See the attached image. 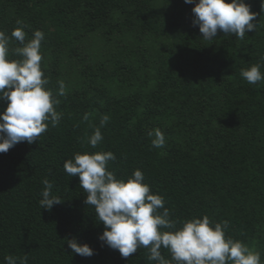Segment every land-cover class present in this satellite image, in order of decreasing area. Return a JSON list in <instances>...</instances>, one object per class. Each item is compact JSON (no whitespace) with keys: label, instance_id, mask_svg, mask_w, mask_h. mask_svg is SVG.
<instances>
[{"label":"trees","instance_id":"trees-1","mask_svg":"<svg viewBox=\"0 0 264 264\" xmlns=\"http://www.w3.org/2000/svg\"><path fill=\"white\" fill-rule=\"evenodd\" d=\"M245 3L257 14L256 31L204 40L192 23L195 4L184 0H0V30L11 36L22 24L25 43L35 30L45 33L41 69L62 114L38 141L0 153V264L9 255L27 256V264H157L148 248L125 259L102 246L104 225L84 203L79 177L63 168L77 153L104 151L115 154L107 170L118 179L143 172L173 231L205 215L213 226L227 221L226 237L264 264V80L241 76L255 64L264 73V8ZM22 46L12 38L9 59H20L14 49ZM6 107L0 101V112ZM97 127L103 140L92 148ZM157 128L163 148L148 135ZM46 178L63 200L50 211L39 204ZM73 237L94 254L73 253Z\"/></svg>","mask_w":264,"mask_h":264},{"label":"clouds","instance_id":"clouds-1","mask_svg":"<svg viewBox=\"0 0 264 264\" xmlns=\"http://www.w3.org/2000/svg\"><path fill=\"white\" fill-rule=\"evenodd\" d=\"M195 4L192 8L194 26H199L204 40H213L217 33L234 34L244 39L247 32L256 31V13L245 0H184ZM264 8V0H261ZM20 24L21 22H17ZM24 26L14 29L11 36L0 30V101L7 107L0 112V153H6L17 143L32 144L48 130V123L55 127L61 115L55 110L59 100L47 88L49 81L41 69V44L45 33L35 30L33 38L25 43ZM14 38L22 47L14 49L20 59H9V44ZM261 65L255 64L242 70L241 76L249 83L264 80ZM65 85L60 83L59 95L63 96ZM88 114L84 120H88ZM109 120L104 115L101 126ZM154 148H163L166 139L160 129L148 132ZM103 140L100 127L94 130L88 143L92 148ZM112 151L94 154H75L74 159L64 162L63 168L70 176H78L80 187L87 193L84 203L94 206L104 231L98 239L102 246L118 250L122 258H130L138 248H148L150 261L157 264H260V253L250 250L243 242L226 237L228 222L215 223L208 216L192 218L176 230L165 207L163 196L153 194L150 185L144 183V174L135 170L127 181L118 179L107 170L109 161H115ZM44 190L39 201L41 209L51 210L63 200L52 194L53 183L42 181ZM163 209L162 212L159 210ZM169 229V231H163ZM73 253L91 257L94 250L86 243H78L75 237L66 240ZM169 250L166 259L161 248ZM7 264H27L23 258L6 256Z\"/></svg>","mask_w":264,"mask_h":264}]
</instances>
